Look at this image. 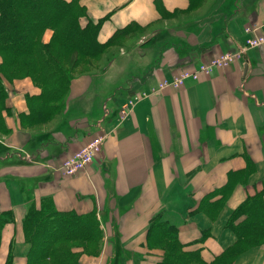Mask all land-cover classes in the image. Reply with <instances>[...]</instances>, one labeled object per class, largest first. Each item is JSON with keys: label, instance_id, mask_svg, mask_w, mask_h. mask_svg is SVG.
<instances>
[{"label": "crops", "instance_id": "obj_1", "mask_svg": "<svg viewBox=\"0 0 264 264\" xmlns=\"http://www.w3.org/2000/svg\"><path fill=\"white\" fill-rule=\"evenodd\" d=\"M79 3L82 24L104 20L100 43L130 24L143 33L133 48L107 53L102 65L77 75L64 112L40 129L22 128L17 118L40 90L29 79L7 87L13 116L10 134L0 137V212L11 211L14 223L3 228L0 264L12 242L13 264H26L22 220L42 200L59 212L96 215L100 257L82 256L79 264L159 263L164 250L147 244L156 218L176 227L184 251L206 264H264V238L240 242L229 223L248 199L261 195L264 207V47L177 89H158L243 49L245 28L264 27V0H202L180 22L159 7L186 12L189 0ZM51 37L47 30L44 42ZM137 93L145 96L122 119L121 104ZM96 136L104 137L102 154L78 175H61L62 161Z\"/></svg>", "mask_w": 264, "mask_h": 264}, {"label": "trees", "instance_id": "obj_2", "mask_svg": "<svg viewBox=\"0 0 264 264\" xmlns=\"http://www.w3.org/2000/svg\"><path fill=\"white\" fill-rule=\"evenodd\" d=\"M79 1L0 0L2 64L11 67L12 72L27 69L32 82L36 85L34 77H41L44 86H37L40 89L39 95L26 97L28 113L20 115L23 127L43 124L55 109L52 104L59 100H63V108L77 69L81 66L90 67L120 38L130 35L134 30H140V27L130 24L117 30L106 42L100 43L98 33L104 20L96 23L88 20L86 24H82L87 13ZM189 1L188 10H193L202 2ZM159 10L165 18H170L175 13L164 14L161 7ZM46 30H51L53 35L44 44L41 37ZM69 61L72 73L69 72L70 69H65ZM6 74L0 67V133L4 128V113L10 110L5 85ZM243 215L247 218L236 222ZM11 223H14L12 212H0V243L3 228ZM229 223L240 242L250 243V239L257 242L264 238L261 195L248 199L241 205L233 213ZM22 232L24 243L30 246L26 264H79L76 248L81 246L80 243L95 240V235H99L102 243L103 237L94 213L80 215L72 211L59 212L53 208L50 200H42L38 207L34 204L28 207L22 220ZM177 234L178 230L173 225L158 218L152 220L147 244L150 248L157 245L164 250V256L157 264H206L197 254L184 251V245L179 242ZM230 254L231 252L228 253ZM13 259L12 242L5 264H13ZM228 263L220 261L218 264Z\"/></svg>", "mask_w": 264, "mask_h": 264}, {"label": "built area", "instance_id": "obj_3", "mask_svg": "<svg viewBox=\"0 0 264 264\" xmlns=\"http://www.w3.org/2000/svg\"><path fill=\"white\" fill-rule=\"evenodd\" d=\"M247 35L245 46L237 53H226L220 55L217 58L211 59L207 63L199 64L195 69L191 71H184L171 79H164L158 85L159 90L173 87L179 88L183 82L187 79L197 80L200 75H209L215 68H225L234 63L239 58H243L247 49H254L258 47H264V27H247L244 30ZM145 96L144 93H137L133 97L127 99L122 107H120L121 118H125L131 113L130 109H133L137 101ZM103 136H96L92 138L81 149L73 152L66 157L59 168L61 175L66 177H73L79 173L85 171V169L102 154ZM26 159H30L29 155L24 154Z\"/></svg>", "mask_w": 264, "mask_h": 264}, {"label": "rangeland", "instance_id": "obj_4", "mask_svg": "<svg viewBox=\"0 0 264 264\" xmlns=\"http://www.w3.org/2000/svg\"><path fill=\"white\" fill-rule=\"evenodd\" d=\"M200 8V5H197V7H195L193 10H188V11H191V12H175L173 16L170 17V20L171 22L173 21H182L184 19L187 18L188 14H192L194 12H197V10ZM51 31V30H50ZM142 31V30H141ZM139 32V33H133V35H127L126 37H123V38H120L112 47L108 48L104 54L96 61H94L90 67H85V66H81L77 69L76 71V76L79 75V74H82V73H87V72H90L91 69H93L96 64L98 65H102L104 63V60H102V58H104V55H106L107 53H110L111 56L113 55H117L118 53L122 52L121 48H125V49H130V48H133L134 45H135V40L141 36V34L143 33L142 32ZM47 32V30L43 33L42 37H41V40L43 41L44 44H46L44 42V35L45 33ZM52 35H53V32H52ZM128 49V50H129ZM35 63H37V61L35 60ZM70 64H71V61L67 62L66 65H65V69H70L69 72L72 73V69L70 68ZM0 67H2L3 69V72L4 73H7L6 76L7 78L5 79V85H6V88H10V86L13 85L14 82L16 81H23L25 79H29L31 82V78L29 75V71L26 69V70H23V69H17L15 72H12V69L11 67H7L4 64H2V58H1V55H0ZM23 68V67H22ZM184 72V71H182ZM34 77V76H33ZM35 81H36V85L34 84V82H32L36 87L38 85L43 86L42 84V80H41V77H34ZM39 89V87H37ZM40 90V89H39ZM8 92V91H7ZM9 96V95H8ZM59 98V97H58ZM62 101L63 100H59V102H55L53 103L52 105H55V109L54 111H52L50 113V115L47 117L46 120H44V123L43 124H33V125H25L24 127L25 128H28V129H40L42 126L44 125H47V124H52L53 122H55L54 120L56 119V117L58 115H60L61 113L64 112L65 108L63 107L62 108ZM127 102H123L121 104V107ZM39 104H37V107H38ZM56 105H59V106H56ZM61 105V106H60ZM132 111V109H130ZM120 112V111H119ZM25 113H20L18 114L17 118H18V121H19V124L22 128L24 123L20 117V115H24ZM13 116L11 110L8 111V113H4V128H2V132L0 133V137H4V136H8L11 132V130L8 128V124H7V116ZM37 122V121H36ZM42 122V121H41ZM22 124V125H21ZM7 130H9L7 132ZM101 237V236H100ZM81 246H79L78 248H76V252H77V258H78V261L81 260L82 256H88V257H94V258H98L100 257V254H101V239L99 238V235H95V240L93 239L92 241H89V242H84V243H80ZM245 245H242L241 247H244ZM84 249H83V248ZM161 248V247H160ZM83 249V250H82ZM162 249V248H161ZM163 250V249H162ZM42 263V262H41ZM41 263H38V264H41Z\"/></svg>", "mask_w": 264, "mask_h": 264}]
</instances>
